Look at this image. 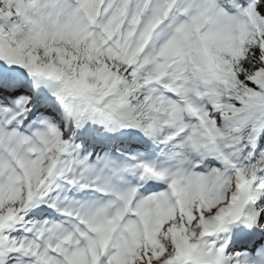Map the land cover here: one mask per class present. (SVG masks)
I'll list each match as a JSON object with an SVG mask.
<instances>
[{"label":"trees","instance_id":"16d2710c","mask_svg":"<svg viewBox=\"0 0 264 264\" xmlns=\"http://www.w3.org/2000/svg\"><path fill=\"white\" fill-rule=\"evenodd\" d=\"M260 1L264 3V0ZM0 12L10 14L17 24V32L21 33L18 34L14 29H10L0 22L5 48L24 61L28 62L33 55L36 57L35 63L39 65L52 62L63 67L66 60L73 65L74 60L78 58V63L82 67L88 66L89 70L103 72L110 76H113V70L120 64L113 56L108 58L106 53L92 48L87 41L74 42L72 39L67 41L65 38L61 39L54 35L44 45H40L41 43L39 44L37 39H35L37 41H27L26 34H22L27 29L23 24L27 18L12 8L8 0H0ZM28 31H32V28L29 27ZM83 46L87 49L90 57L82 54L85 52ZM227 60L231 76L225 86L220 89L218 106L226 105L228 107V112L241 131L237 134H229L228 139L224 142L226 146L233 144L242 146L245 144V136L248 132L247 127H243L248 113L246 112L247 107L242 106L239 99L247 100L256 94L264 95V30L256 29L249 35L245 41L244 52L240 57H237V60L231 59L229 55H227ZM260 143L264 144V133Z\"/></svg>","mask_w":264,"mask_h":264},{"label":"rangeland","instance_id":"374dc122","mask_svg":"<svg viewBox=\"0 0 264 264\" xmlns=\"http://www.w3.org/2000/svg\"><path fill=\"white\" fill-rule=\"evenodd\" d=\"M263 8H264V6H263ZM219 122L222 123V127L232 129V127L229 126V123H230L229 120H227V119L225 120V119H224L223 121L219 120Z\"/></svg>","mask_w":264,"mask_h":264}]
</instances>
